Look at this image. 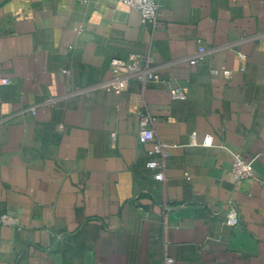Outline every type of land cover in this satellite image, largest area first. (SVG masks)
Instances as JSON below:
<instances>
[{
	"label": "crops",
	"instance_id": "0c3cea01",
	"mask_svg": "<svg viewBox=\"0 0 264 264\" xmlns=\"http://www.w3.org/2000/svg\"><path fill=\"white\" fill-rule=\"evenodd\" d=\"M159 1L153 28L118 0H0V264H264V0ZM130 53L154 79L106 91ZM141 113L177 145L162 180Z\"/></svg>",
	"mask_w": 264,
	"mask_h": 264
},
{
	"label": "built area",
	"instance_id": "2783aa9c",
	"mask_svg": "<svg viewBox=\"0 0 264 264\" xmlns=\"http://www.w3.org/2000/svg\"><path fill=\"white\" fill-rule=\"evenodd\" d=\"M126 6L138 11L140 22L143 26L155 27L159 14L160 1L159 0H118ZM205 54L200 48L198 52L188 59L191 65L203 61ZM109 65L115 74L112 78L107 80L103 87L108 92L120 94L125 91L131 81L145 83L154 79V72L152 68L145 61L143 64L139 62L134 53L128 54L126 59L119 57H112ZM229 73V72H227ZM6 78L0 79V84H6ZM169 92L174 99H184L185 92L177 87H169ZM152 118L147 113H141L139 116V131L137 134L138 141L143 144H151L147 150L149 159L146 166L154 171V177L163 179L164 161L170 153V150L177 147L175 144H169L156 140L154 132L150 127ZM189 146H211L209 142H199L196 138L195 132L189 134ZM219 147L225 148L231 156L230 175L234 182L240 183L244 180L256 179L253 169V159L245 158L240 152L231 149L225 145L218 144ZM223 223L226 226L234 227L239 224V213L234 205H230L223 217ZM19 225V219L10 213H0V226L14 227ZM163 264H174V259L170 256H165Z\"/></svg>",
	"mask_w": 264,
	"mask_h": 264
}]
</instances>
